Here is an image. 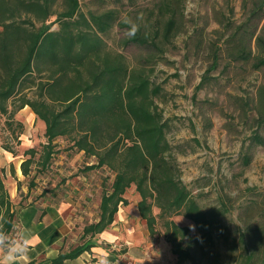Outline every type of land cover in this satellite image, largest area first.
I'll use <instances>...</instances> for the list:
<instances>
[{
    "label": "trees",
    "instance_id": "obj_1",
    "mask_svg": "<svg viewBox=\"0 0 264 264\" xmlns=\"http://www.w3.org/2000/svg\"><path fill=\"white\" fill-rule=\"evenodd\" d=\"M97 2L105 4V0ZM181 2L161 4L163 14H170L161 30L140 29L134 38L124 39L125 46L136 44L150 50L131 67L126 56L111 51L104 39L121 23L116 9L84 13L80 0H0V113L12 117L28 106L46 125L42 154L36 161V151H27L30 158L21 164L23 175L30 176L33 164L47 167L61 137L70 139L77 152L96 159L88 170L108 168L114 174L111 189L102 194L99 220L84 228V235L91 238L51 264L91 251L96 246L92 238L106 231L119 208L129 204L125 194L133 185L151 236L161 226L179 263L192 260L193 255L185 245L191 229L179 225L177 216L195 224L198 239L215 250L216 235L223 230L221 217L229 210L226 202L205 210L184 182L167 137L168 120L157 103L164 88L152 79L157 61L164 58L160 41L169 43L184 26ZM224 16L216 18L219 37L207 43L209 65L197 90L223 59L228 64L250 63L256 71L264 68V0H254L239 24ZM55 24L58 28L52 29ZM204 42L203 37L199 47ZM27 89L34 90V97L25 93ZM251 110L264 123V85L258 87ZM254 139L264 145L260 135ZM4 172L0 171V215L9 235L15 226V211ZM11 172L15 175L13 166ZM245 213L239 238L244 252L236 264H264V204L248 207Z\"/></svg>",
    "mask_w": 264,
    "mask_h": 264
},
{
    "label": "rangeland",
    "instance_id": "obj_2",
    "mask_svg": "<svg viewBox=\"0 0 264 264\" xmlns=\"http://www.w3.org/2000/svg\"><path fill=\"white\" fill-rule=\"evenodd\" d=\"M97 1L80 0L81 10L87 13L116 9L120 21L124 16L136 20L142 14L138 21L142 30H161L170 17L159 9L170 0H105L104 5L95 4ZM253 1L184 0L182 31L169 43L160 41L164 49L160 55L164 58L157 61L152 79L164 88L157 103L168 120L167 137L175 148L182 178L205 210L220 207L223 202L229 210L221 217L223 230L216 235L214 251L198 239L195 224L175 217L179 225L191 229V238L185 245L193 258L179 263L173 255L172 264H236L244 252L239 238L245 212L248 207L264 204V145L254 139L257 134L264 138V123L258 122L256 112L251 110L258 87L264 85V68L256 71L250 63L228 64L223 59L208 75L205 86L196 89L209 65L207 43L219 37L215 33L219 29L216 18L225 15L239 24L248 16ZM125 27L123 23L115 25L104 39L111 51L124 54L134 67L150 50L136 44L125 46ZM57 28L55 24L52 29ZM203 37L204 45L199 47ZM33 89L25 93L34 97ZM45 130V123L28 106L12 117L0 113V171L5 170L4 183L9 193L18 188L22 206L29 199L46 204L71 202L72 248L86 241L84 228L99 216L103 191L111 189L114 174L108 168L88 170L96 159L77 152L70 139L61 137L55 142L56 152L50 164H33L30 176L23 177L19 170L22 162L30 158L27 151H36V161L42 154L47 143ZM138 195L133 185L125 197L133 201ZM155 211L159 213V209ZM156 235L164 236L161 226Z\"/></svg>",
    "mask_w": 264,
    "mask_h": 264
},
{
    "label": "crops",
    "instance_id": "obj_3",
    "mask_svg": "<svg viewBox=\"0 0 264 264\" xmlns=\"http://www.w3.org/2000/svg\"><path fill=\"white\" fill-rule=\"evenodd\" d=\"M18 179L21 181L22 177ZM9 194L15 211V226L9 236L14 238L22 233L29 238L31 245L27 258L18 264H51L62 253L78 246L71 248L69 240L73 224L71 202L46 204L29 199V203L22 206L17 187ZM139 201L138 195L128 205L119 208L113 224L92 238L96 246L91 251L60 264H100L105 257L108 264H172L169 243L164 236H151L147 222L140 214ZM98 220L99 216L93 222Z\"/></svg>",
    "mask_w": 264,
    "mask_h": 264
},
{
    "label": "clouds",
    "instance_id": "obj_4",
    "mask_svg": "<svg viewBox=\"0 0 264 264\" xmlns=\"http://www.w3.org/2000/svg\"><path fill=\"white\" fill-rule=\"evenodd\" d=\"M143 15L140 14L136 20L131 17L124 16L121 18V23L125 27V36L129 39L134 38L140 31L139 20H142ZM5 219L0 215V264H18L27 258L29 249L31 247L29 238L20 233L14 238L10 237L4 230ZM100 264H108L107 258H102Z\"/></svg>",
    "mask_w": 264,
    "mask_h": 264
}]
</instances>
